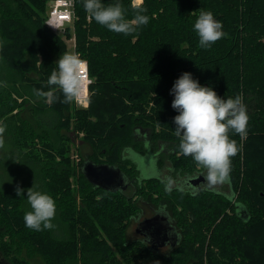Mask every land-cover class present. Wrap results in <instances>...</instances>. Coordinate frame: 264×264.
Here are the masks:
<instances>
[{
  "label": "trees",
  "instance_id": "16d2710c",
  "mask_svg": "<svg viewBox=\"0 0 264 264\" xmlns=\"http://www.w3.org/2000/svg\"><path fill=\"white\" fill-rule=\"evenodd\" d=\"M48 1L0 0V123L14 150L26 154L30 175L41 179L54 198L61 229L26 228L24 198L6 190L0 175V260L264 264V0H142L137 5L146 9L149 22L127 35L99 25L85 12L82 0H74L75 50L87 62L91 79L86 108L63 103L60 89L47 84L56 62L67 53L62 36L45 24ZM116 2L126 18L134 17L133 0H104ZM201 10L212 11L225 32L209 48L199 46L192 27ZM184 71L221 97L239 95L246 107V135L241 139L229 133L239 149L225 179L230 194L211 189L167 194L158 179L150 178L127 196L94 186L81 168L76 174L65 143L72 140L70 131L82 133L80 165L90 160L124 172L127 163L121 153L129 145L136 147L134 128L149 132V126L153 138L174 143L177 168L196 170L200 165L179 151L173 122L178 113L170 89ZM34 89L56 99L37 97ZM26 111L33 112L28 116ZM35 140H45L43 157L34 152ZM86 146L90 152L83 154L81 147ZM8 163L18 166L21 160ZM15 175L23 177L21 172ZM136 195L149 196L155 204L165 198L171 204L177 230L168 251L127 238L129 223L139 211Z\"/></svg>",
  "mask_w": 264,
  "mask_h": 264
},
{
  "label": "clouds",
  "instance_id": "9594fccd",
  "mask_svg": "<svg viewBox=\"0 0 264 264\" xmlns=\"http://www.w3.org/2000/svg\"><path fill=\"white\" fill-rule=\"evenodd\" d=\"M82 3L85 12L96 23L116 33H133L138 27L147 25L150 19L146 9L139 5L134 6V17L128 19L119 2L105 4L104 0H82ZM192 27L201 48L211 47L225 35L222 22L210 10H201ZM56 65L47 84L60 89L63 103L77 102L82 89L83 60L70 52L61 55ZM170 94L173 95L172 108L178 113L173 122L175 134L179 137V151L202 167L207 184L215 185L226 179L231 170V158L239 150L229 133L231 131L241 136L247 133L248 114L241 97H221L213 87L201 84L189 71L182 72L174 80ZM34 95L56 99L55 95L40 89H34ZM4 130L5 125L0 123V133ZM126 151L130 152L131 149ZM137 164L140 179H147L155 174L142 157H137ZM166 188L171 190V181ZM16 193L19 197H25V189L19 186ZM26 193L30 207L23 215L25 227L34 231L54 228V198L33 185Z\"/></svg>",
  "mask_w": 264,
  "mask_h": 264
},
{
  "label": "flooded vegetation",
  "instance_id": "af4514ba",
  "mask_svg": "<svg viewBox=\"0 0 264 264\" xmlns=\"http://www.w3.org/2000/svg\"><path fill=\"white\" fill-rule=\"evenodd\" d=\"M134 144H136V147L129 145L128 147H125L121 153L122 158L127 163V169H125L124 172L122 171L123 181H117L113 185L117 190H120L125 195L131 196L137 192V188H140L141 184L150 178L158 179L161 183L163 193L167 194L175 191L195 194L200 189H211L224 193V191H218L210 185H206L207 182L203 175L204 170L201 166H198L196 170H193L192 172H186L177 168L172 160L173 155H179V153H176L175 148H173L174 143L171 141L153 138V132H151L150 126L149 132L147 129H141L139 127L134 128ZM127 149H131V151L134 150L140 154L147 151L151 152L156 157L157 163L161 166V177L150 176V178L147 179L137 180V170L135 165L130 159H128V157L125 156L126 152H128L126 151ZM195 180L199 181L195 183ZM169 181H171V190L166 188ZM222 181H225L228 186L225 179ZM130 189H133V191L131 194H128L127 190ZM228 190L229 193L225 194H230L229 187ZM136 199L140 203L137 215L132 218V221L134 220L135 223L134 231L137 235L136 239L146 243L148 248L150 247L161 253H164L162 251L164 248L168 251L169 248L172 247L171 244L176 240V226L172 217L171 204H169L168 200L165 198L160 201L157 200L156 204H154L155 201L153 199H149V196L143 198L142 196L136 195ZM142 202L146 205V208L144 209H141V204H143ZM4 263L6 262H0V264Z\"/></svg>",
  "mask_w": 264,
  "mask_h": 264
},
{
  "label": "rangeland",
  "instance_id": "374dc122",
  "mask_svg": "<svg viewBox=\"0 0 264 264\" xmlns=\"http://www.w3.org/2000/svg\"><path fill=\"white\" fill-rule=\"evenodd\" d=\"M51 1V0H50ZM50 1H48L47 3V9H48V5L50 3ZM142 0H133V4L137 5L140 4ZM73 24V23H72ZM72 24L67 25L65 27V31L64 32H55L58 33L62 36L65 44H66V49H67V53H76L75 50V33L73 31V27ZM66 28H71L70 31V36L67 37L66 36ZM89 93V91H88ZM74 107L76 108H86L85 106H79L77 103L73 102ZM33 111H26L25 114L26 115H30ZM35 119H37L35 117ZM69 137L72 138V140L65 142L68 146H69V153H70V158L71 161L75 167L76 170V174L79 173V168H80V162H82V160L84 159L78 151V146L81 143L80 137L82 136V133H80V136L74 134L73 131H70L68 133ZM244 136H241V139H243ZM242 142V141H241ZM32 146H34V152L36 154H38L39 156L43 157L44 153L42 152V148L43 150L46 149L47 145L45 143V140H35L34 143L32 142L31 144ZM31 146V147H32ZM28 148V147H27ZM25 148V152H30L29 149ZM80 148V147H79ZM82 153L84 154L85 152H90L89 151V147L86 146L85 148H82ZM88 149V150H87ZM26 154H22V153H17L16 150H14V146L12 145V140H11V136L10 134H5V130L3 133H0V175H1V181H2V185L6 190L9 191H14L16 192V188L17 186L25 189V197L24 198V208L25 210H29V205L26 199V190L30 187H35L38 188L39 190L45 191V188L43 187L42 183H41V179L39 180V178H35L34 175L31 173L30 175V170H29V164L26 163V161L23 159V157H25ZM126 157H128V159H130L136 168V178L137 180H140V171L138 168V164H137V157H142L144 160V163L146 165H150L152 167V169L154 170V175L151 176H157V177H161L160 176V165L157 163L156 161V157L151 153V152H145L143 154L137 153L134 150L133 151H128L125 154ZM20 159L21 163L18 164V166H13V163H8V161H12L14 159ZM16 172H21L23 177L19 176V175H15ZM73 180V179H72ZM72 184H75V181L72 182ZM207 186L209 184H206ZM212 188L218 190V191H224V193H229L228 190V186L226 184L225 181H219L217 182L215 185H210ZM133 191V189L127 190L128 194H131ZM143 204H141V209L146 208V205L144 204V202H142ZM154 203V202H153ZM155 204V203H154ZM52 223L55 225L54 228H52V230L55 231V233H60V229H61V221L58 217V212L56 211V215L53 218ZM135 228V223L134 220L129 223L128 229H127V238L128 239H136L137 235L135 234L134 231ZM163 252H165V248L162 249ZM1 262V260H0ZM33 264H44L42 262V260L40 258H35L32 262ZM4 264H10L6 261V263Z\"/></svg>",
  "mask_w": 264,
  "mask_h": 264
},
{
  "label": "built area",
  "instance_id": "2783aa9c",
  "mask_svg": "<svg viewBox=\"0 0 264 264\" xmlns=\"http://www.w3.org/2000/svg\"><path fill=\"white\" fill-rule=\"evenodd\" d=\"M75 19L74 14V0H51L48 9L45 24L53 32H64L65 27L73 23ZM75 53V52H74ZM78 57L79 55L75 53ZM83 60V59H82ZM84 62V73L82 77V89L78 96L77 103L79 106L88 105V85L91 79L88 75L87 62Z\"/></svg>",
  "mask_w": 264,
  "mask_h": 264
},
{
  "label": "water",
  "instance_id": "95a60500",
  "mask_svg": "<svg viewBox=\"0 0 264 264\" xmlns=\"http://www.w3.org/2000/svg\"><path fill=\"white\" fill-rule=\"evenodd\" d=\"M80 168L91 184L104 190H117L116 187L113 186L114 183L123 181L122 171L116 166H111L106 163L96 164L90 160H86ZM198 181L199 180H195V183Z\"/></svg>",
  "mask_w": 264,
  "mask_h": 264
},
{
  "label": "bare ground",
  "instance_id": "6f19581e",
  "mask_svg": "<svg viewBox=\"0 0 264 264\" xmlns=\"http://www.w3.org/2000/svg\"><path fill=\"white\" fill-rule=\"evenodd\" d=\"M140 1V0H139Z\"/></svg>",
  "mask_w": 264,
  "mask_h": 264
}]
</instances>
